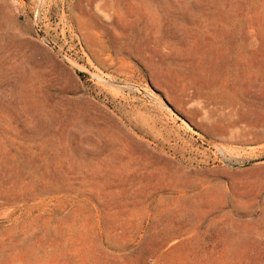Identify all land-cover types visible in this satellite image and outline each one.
<instances>
[{"label": "rangeland", "instance_id": "1", "mask_svg": "<svg viewBox=\"0 0 264 264\" xmlns=\"http://www.w3.org/2000/svg\"><path fill=\"white\" fill-rule=\"evenodd\" d=\"M0 264H264V0H0Z\"/></svg>", "mask_w": 264, "mask_h": 264}]
</instances>
